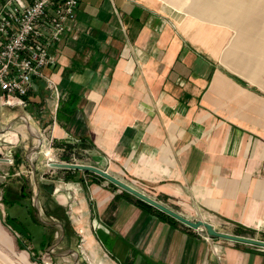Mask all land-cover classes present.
Returning a JSON list of instances; mask_svg holds the SVG:
<instances>
[{
	"label": "crops",
	"instance_id": "obj_1",
	"mask_svg": "<svg viewBox=\"0 0 264 264\" xmlns=\"http://www.w3.org/2000/svg\"><path fill=\"white\" fill-rule=\"evenodd\" d=\"M185 4L80 0L56 66L45 69L59 98L44 80L25 107L0 88V110H9L0 125L21 117L30 134L38 122L61 144L77 138L87 153L78 162L191 220L264 240V28L208 23L223 18ZM63 173L44 189L42 214L28 194L13 199L42 225L47 241L33 252L53 264H264V247L171 219L93 172ZM0 244H13L1 225Z\"/></svg>",
	"mask_w": 264,
	"mask_h": 264
},
{
	"label": "rangeland",
	"instance_id": "obj_2",
	"mask_svg": "<svg viewBox=\"0 0 264 264\" xmlns=\"http://www.w3.org/2000/svg\"><path fill=\"white\" fill-rule=\"evenodd\" d=\"M179 1H185L186 4L181 7L185 6L193 14L200 12L207 13L210 17L214 14L223 18L222 21H208V23H219L223 27L264 28V0ZM233 14H240L238 20H229L231 16L235 17ZM52 96L55 97V93ZM35 109L37 113L41 110L38 107ZM8 112L7 107H2L0 110L2 117H5ZM17 121L22 130L17 129L19 127L16 124ZM25 124L23 118L18 117L0 125V157L8 159L0 161V225L13 243L10 248H5L0 244V264H53L54 256L33 252L35 250L33 247L36 249L43 247L41 243L47 241V236L42 225L36 223L31 217V211L13 200L15 199L14 194L16 196H19L20 192L28 194L29 206L34 204L42 214L41 203L44 189H46L43 184H55L58 177H65L66 174L63 172L67 170L48 165L49 158L52 157L53 161L60 162L61 159L70 157L72 161L68 162H74L79 158L85 159L87 153L82 147L75 146L72 149L67 147L66 143L61 144L54 140L53 147L50 148L46 143L50 137L44 132L40 134L42 129L39 128L38 122L33 125L31 134ZM25 134L26 138H24ZM41 143L45 144L44 148L41 147ZM45 170H48L47 173H44ZM36 213L38 214L37 211ZM42 218L44 219V216ZM51 227H53L52 231L57 228L54 224ZM19 243L26 248H21ZM80 258L77 264H87L83 256Z\"/></svg>",
	"mask_w": 264,
	"mask_h": 264
},
{
	"label": "built area",
	"instance_id": "obj_3",
	"mask_svg": "<svg viewBox=\"0 0 264 264\" xmlns=\"http://www.w3.org/2000/svg\"><path fill=\"white\" fill-rule=\"evenodd\" d=\"M79 2L5 1L0 9V88L5 96L16 99L14 104L28 105L26 98L35 89L36 80H44L59 98L58 86L45 69L56 66L55 50L73 28ZM69 142L77 144L80 140L71 138ZM46 143L52 148L53 138Z\"/></svg>",
	"mask_w": 264,
	"mask_h": 264
},
{
	"label": "water",
	"instance_id": "obj_4",
	"mask_svg": "<svg viewBox=\"0 0 264 264\" xmlns=\"http://www.w3.org/2000/svg\"><path fill=\"white\" fill-rule=\"evenodd\" d=\"M7 158H2L0 157V161H7ZM51 166L56 167V168H64V169H71V170H83V171H90L93 172L107 180H109L111 183L115 184L116 186L126 190L127 192L135 195L137 198L147 202L151 206L157 208L158 210L170 215L171 217L183 222L184 224L198 229V228H203L207 231V233L210 236H215V237H221V238H226L230 240H236L240 242H245L257 246L264 247V240L260 239H255L251 237H245L241 235H236V234H231V233H226L222 231H218L214 228V226L202 219L199 220H191L184 216L183 214L173 210L169 206L163 204L162 202L156 200L155 198L151 197L150 195L146 194L145 192L137 189L133 185L129 184L128 182L110 174L107 170H104L100 167H97L92 164H87V163H79V162H65V161H52L50 163ZM44 187L49 191L53 192L55 189L54 184H44Z\"/></svg>",
	"mask_w": 264,
	"mask_h": 264
},
{
	"label": "trees",
	"instance_id": "obj_5",
	"mask_svg": "<svg viewBox=\"0 0 264 264\" xmlns=\"http://www.w3.org/2000/svg\"><path fill=\"white\" fill-rule=\"evenodd\" d=\"M67 107H65V109H66ZM69 109V110H68ZM67 110V114H65V115H62L61 114V118H63V119H65V120H69L70 119V115L73 113V111H74V106H72V108L70 107V108H68ZM67 147L69 146V147H71L72 149H74L75 148V145H73V144H67L66 145ZM69 158L70 157H67V158H63L64 160H67V161H70L69 160ZM104 179V178H103ZM104 180H106V179H104ZM110 185H112V186H114V187H118V186H116L115 184H113V183H111L110 182ZM138 201L140 202V204L141 205H143V206H148V207H153V206H151L150 204H148L147 202H145V201H143V200H141V199H138ZM159 213H161V214H165L166 216H168L169 218H171V219H174L173 217H171L170 215H168V214H166V213H164V212H162V211H160V210H158V209H156ZM19 246L21 247V248H26V247H22V244L21 243H19Z\"/></svg>",
	"mask_w": 264,
	"mask_h": 264
},
{
	"label": "bare ground",
	"instance_id": "obj_6",
	"mask_svg": "<svg viewBox=\"0 0 264 264\" xmlns=\"http://www.w3.org/2000/svg\"><path fill=\"white\" fill-rule=\"evenodd\" d=\"M51 162H52V161H49L48 165H50Z\"/></svg>",
	"mask_w": 264,
	"mask_h": 264
}]
</instances>
